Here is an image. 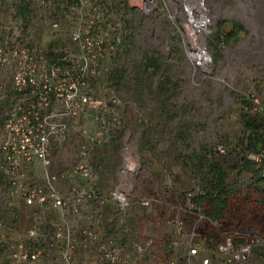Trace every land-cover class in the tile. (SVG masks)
<instances>
[{
    "label": "built area",
    "instance_id": "2783aa9c",
    "mask_svg": "<svg viewBox=\"0 0 264 264\" xmlns=\"http://www.w3.org/2000/svg\"><path fill=\"white\" fill-rule=\"evenodd\" d=\"M31 1L42 8L59 6L61 16L45 21L53 34L61 20L74 22L59 52L13 44L9 33L0 35V74L10 70L12 95L0 121V200L7 213L3 217L0 212V257L12 264H139L155 239L131 236L117 216L127 215L133 203L145 213L161 201L154 193L131 201L139 169L132 149L135 140L123 141L116 179L105 197L97 191L98 167L89 162L94 148L110 141L120 100L113 91L99 97L88 87V77L121 39L117 34H94L102 15L92 0ZM108 1L132 6L140 15L146 14L149 2ZM200 4L199 19L207 16ZM208 23L207 16L195 28ZM193 59L197 66L207 62L198 47ZM77 122L91 126L77 127ZM215 149L225 153L221 146ZM246 157L259 160L251 153ZM250 178V173L236 171L226 179V206L217 217L207 216L192 201L194 189L158 210L153 222L167 228L163 264H253V255L264 253V225L252 212L257 204L244 195ZM19 203L31 212L29 226L17 232ZM5 230L15 238L11 240Z\"/></svg>",
    "mask_w": 264,
    "mask_h": 264
},
{
    "label": "rangeland",
    "instance_id": "374dc122",
    "mask_svg": "<svg viewBox=\"0 0 264 264\" xmlns=\"http://www.w3.org/2000/svg\"><path fill=\"white\" fill-rule=\"evenodd\" d=\"M200 2L209 17L203 29L195 28L207 20L205 15L199 19ZM91 5L102 15L94 34H117L121 39L113 52L102 56L87 81L99 97L113 91L120 100L118 124L111 128L110 141L95 147L89 159L98 167L97 191L107 195L116 179L123 141L135 140L132 149L139 169L131 201L156 194L161 204L148 212L150 230L152 235L157 230L166 233V226L153 222L156 212L181 201L186 190H200V176L190 172L189 166L203 152L209 157L217 146L232 144L240 135L241 116L248 112L243 101L250 100V114L264 111V0H149L143 15L132 6H117L108 0H92ZM186 10L191 15L187 16ZM60 13L55 4L42 8L31 0H0V35L9 33L13 44L59 52L68 42L74 20H61L54 34L45 21L58 19ZM231 24L241 30L226 40ZM196 47L204 51L205 65L197 66L193 59ZM149 60H154L155 66L146 68ZM0 84L4 90L0 95L1 121L12 100L10 70L0 74ZM81 125L91 126L77 122V127ZM223 157L227 164L232 163L227 150ZM37 172L42 170L37 168ZM234 172L228 171L226 179ZM4 207L0 200L3 214ZM131 211L130 216L120 214L117 218L124 220L131 236L139 237L138 220L130 221ZM252 212L259 214L263 226L264 207L255 205ZM5 231L11 233V240L15 238L12 231ZM163 263L162 244L155 239L139 264ZM251 263H264V253H255ZM0 264L12 263L0 257Z\"/></svg>",
    "mask_w": 264,
    "mask_h": 264
},
{
    "label": "trees",
    "instance_id": "16d2710c",
    "mask_svg": "<svg viewBox=\"0 0 264 264\" xmlns=\"http://www.w3.org/2000/svg\"><path fill=\"white\" fill-rule=\"evenodd\" d=\"M24 6V10L26 11ZM231 30L225 34V39L233 38L241 29L238 25L231 24ZM155 66L154 60H149L145 67ZM248 101H243L242 107L244 114L241 116L240 122L242 129L240 135L234 138L232 144L224 143L223 147L231 156L233 161L227 164L223 155L216 149L213 154L206 156L203 152L196 163L189 166L190 172L200 176L199 191H196L192 197V201L199 204L204 213L210 217H217L224 212L226 206L225 194L228 192L226 188L228 183L226 177L228 171H238L250 173L251 178L246 183L245 198L253 200L257 205L264 207V111H254L249 113L252 108ZM246 153L259 155V160L254 161L246 157ZM185 166V164H183Z\"/></svg>",
    "mask_w": 264,
    "mask_h": 264
},
{
    "label": "crops",
    "instance_id": "0c3cea01",
    "mask_svg": "<svg viewBox=\"0 0 264 264\" xmlns=\"http://www.w3.org/2000/svg\"><path fill=\"white\" fill-rule=\"evenodd\" d=\"M131 211L133 217L130 219V221H134L133 218L138 220L137 227L139 228V235L140 236H145V235H151L153 236V239H157L161 242V244L164 243L165 239V233L164 231H153V235L151 233L150 227H151V213L145 212L142 213L140 211L139 207L131 206L130 209L128 210L127 215L130 216L129 212ZM30 212L31 209L23 206L21 203H19V216H18V222L16 225V231H21L24 228L29 226V221H30ZM83 213L87 214V209L84 208ZM85 216V215H84ZM155 217V216H154Z\"/></svg>",
    "mask_w": 264,
    "mask_h": 264
},
{
    "label": "bare ground",
    "instance_id": "6f19581e",
    "mask_svg": "<svg viewBox=\"0 0 264 264\" xmlns=\"http://www.w3.org/2000/svg\"><path fill=\"white\" fill-rule=\"evenodd\" d=\"M204 18H206V17H204ZM200 24H204V22H200L198 25H200ZM194 33V32H193Z\"/></svg>",
    "mask_w": 264,
    "mask_h": 264
}]
</instances>
